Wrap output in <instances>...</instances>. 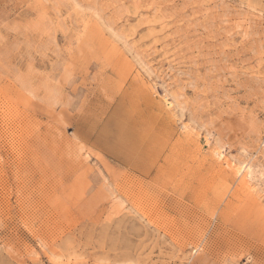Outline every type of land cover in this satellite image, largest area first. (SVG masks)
Returning <instances> with one entry per match:
<instances>
[{
  "label": "rangeland",
  "instance_id": "1",
  "mask_svg": "<svg viewBox=\"0 0 264 264\" xmlns=\"http://www.w3.org/2000/svg\"><path fill=\"white\" fill-rule=\"evenodd\" d=\"M0 264H264V0H0Z\"/></svg>",
  "mask_w": 264,
  "mask_h": 264
},
{
  "label": "bare ground",
  "instance_id": "2",
  "mask_svg": "<svg viewBox=\"0 0 264 264\" xmlns=\"http://www.w3.org/2000/svg\"><path fill=\"white\" fill-rule=\"evenodd\" d=\"M241 167H242V166H241ZM240 169H241V168H240ZM242 169H243V168H242ZM239 172H241V170H240ZM244 173H245V174H244ZM244 173H243V176H247V177H248V173H246V172H244ZM247 177H246V178H247ZM244 178H245V177H244ZM244 180H245L244 182L246 183V179H244Z\"/></svg>",
  "mask_w": 264,
  "mask_h": 264
}]
</instances>
